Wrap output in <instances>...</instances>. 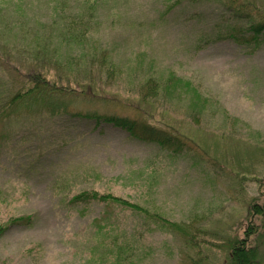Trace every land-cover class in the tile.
Listing matches in <instances>:
<instances>
[{"label": "rangeland", "instance_id": "1", "mask_svg": "<svg viewBox=\"0 0 264 264\" xmlns=\"http://www.w3.org/2000/svg\"><path fill=\"white\" fill-rule=\"evenodd\" d=\"M260 20L264 0H0V98L30 72L71 91L55 110L0 116V228L32 216L0 235V264H228L230 243L264 225L249 209L264 215V31L243 45L221 33ZM171 74L183 81L141 97L149 75ZM93 112L161 127L184 146L71 115ZM82 192L150 216L72 202ZM260 229L249 243L264 264Z\"/></svg>", "mask_w": 264, "mask_h": 264}, {"label": "trees", "instance_id": "2", "mask_svg": "<svg viewBox=\"0 0 264 264\" xmlns=\"http://www.w3.org/2000/svg\"><path fill=\"white\" fill-rule=\"evenodd\" d=\"M237 18V17H236ZM243 19L242 17H238L237 20ZM264 31V20L260 21H251L247 24L244 30L236 31L235 28L228 27L226 29V33L222 32L223 39H230L235 41L237 44H247L254 43L258 44L260 37L263 35ZM153 75H149L146 80H144L143 86L145 89L141 93L142 98H146L156 94V90L160 89V92L165 93L168 92L169 89L174 88L178 84L183 81L180 78L174 76V74L169 75L166 82L163 83L161 80L158 82H154L155 80L152 78ZM26 80H23V83H26L21 90L13 93L9 98L5 101L0 98V116L11 115L17 112L21 107H31L33 105H45L48 106V109L55 110L57 106L56 103H62V98L66 95H70V90H64L61 87H57L55 83L50 82L44 75L40 72H30L24 77ZM185 86V91L189 95V105H192L194 109L202 108L201 97L196 94L194 87L185 82L183 84ZM69 91V92H68ZM68 92V93H66ZM73 98L79 97L78 95H72ZM53 105V106H52ZM20 111V110H19ZM75 117L83 120H87L93 122L96 126L107 125L116 129H120L126 132L129 137L140 140L153 142L158 144L161 148L178 151L184 146V142L181 137H178L171 133L169 130H163L161 127L151 125L149 123H145L144 121H140L137 119H132L127 116H121L119 114H100V113H76L71 114ZM182 152V151H181ZM97 202L102 204H118L120 207L138 212L141 215H149L147 211L140 208L137 205L131 204L119 198L113 197L111 195H99L96 192H82L72 198V202L85 203L89 204L91 202ZM250 213L258 214V220L262 219L264 222V215H261L263 209H261L257 204H253L250 206ZM145 215V216H146ZM260 215V216H259ZM150 216V215H149ZM153 218L155 224H163L170 225L165 220L158 219V215H154ZM32 222V216L26 217H18L12 219L6 226L0 228V235L4 234L9 227L13 226H23L29 227ZM257 224L252 227L249 225L248 230L245 232V237L243 239L234 240L230 243V252L227 257L228 264H259L258 256L260 247L254 241L249 243V238L254 235V233L260 229L259 221ZM250 224V222H249ZM171 226L176 227L171 224ZM261 235L256 234V238L258 242L264 240V225L260 229Z\"/></svg>", "mask_w": 264, "mask_h": 264}]
</instances>
